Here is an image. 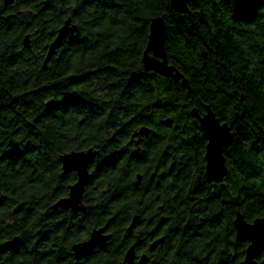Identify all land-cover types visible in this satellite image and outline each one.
Here are the masks:
<instances>
[{"label":"trees","instance_id":"1","mask_svg":"<svg viewBox=\"0 0 264 264\" xmlns=\"http://www.w3.org/2000/svg\"><path fill=\"white\" fill-rule=\"evenodd\" d=\"M187 5L0 0V264H115L138 238L157 239L146 264H264V252L246 259L233 225L237 211L264 216V0ZM155 17L179 79L142 64ZM66 19L77 29L43 67ZM206 107L233 134L221 182L204 173L190 113ZM89 148L84 209L51 208L76 181L59 156ZM99 227L108 246L75 260L72 244Z\"/></svg>","mask_w":264,"mask_h":264},{"label":"water","instance_id":"2","mask_svg":"<svg viewBox=\"0 0 264 264\" xmlns=\"http://www.w3.org/2000/svg\"><path fill=\"white\" fill-rule=\"evenodd\" d=\"M13 0H4V3H10ZM195 0H170L171 7L176 11L187 13L188 3ZM77 29L76 24H72L69 19L64 20L58 28L56 35L48 45L46 55L42 66L45 67L50 59L56 54L64 37ZM166 33L164 23L160 17L152 18L149 24V34L146 46L143 50L141 61L145 69L153 70L162 76H171L174 79L181 78V74L167 63L164 42ZM23 45L30 47L29 35L24 36ZM190 113L196 117L203 137L206 139L204 161L205 175L213 181L221 182L228 170L225 164L223 150L233 142V134L226 123H221L215 117L214 112L206 107L205 113L200 115L196 108ZM149 128L141 126L133 133V136H145ZM98 154L97 149L89 148L84 151H75L63 153L59 156L63 174L74 171L77 175L76 181L69 186L68 195L58 199L51 205V208H69L72 212L84 209L82 205V194L85 185L90 178L89 165ZM139 177V176H138ZM264 204V200H263ZM136 217L134 218V221ZM237 241H248L245 248L246 259H250L264 252V216L254 219L252 222L246 221L242 214L237 211L233 221ZM130 231V229H129ZM110 239V234L105 232L104 227L94 228L90 231L88 237L80 242L72 244L71 249L74 258L79 260L85 257L96 245L106 244ZM16 240V238H14ZM134 246L131 245L125 252L123 261L118 264H132L134 258ZM143 259H140V263Z\"/></svg>","mask_w":264,"mask_h":264},{"label":"flooded vegetation","instance_id":"3","mask_svg":"<svg viewBox=\"0 0 264 264\" xmlns=\"http://www.w3.org/2000/svg\"><path fill=\"white\" fill-rule=\"evenodd\" d=\"M140 137V136H139ZM141 138V137H140ZM140 138H138V137H133L132 138V142H134L135 144H138L139 143V141H140ZM136 141H137V143H136ZM207 142V141H206ZM206 145V144H205ZM205 148V147H204ZM90 166V165H89ZM205 170V169H204ZM74 172V171H73ZM75 173V172H74ZM204 173H205V171H204ZM76 174V173H75ZM76 177H77V175H76ZM82 205H83V203H82ZM63 209H69V208H63ZM70 210V209H69ZM130 231H131V229H130ZM130 231H129V229H128V232L130 233ZM105 232H106V230H105ZM128 232H127V234H128ZM106 233H108V232H106ZM88 237V236H87ZM86 237V238H87ZM85 238V239H86ZM235 238H236V235H235ZM84 240V239H83ZM82 241V240H81ZM78 242H80V241H78ZM239 242H242V243H244L245 244V248L247 247V245H248V241H239ZM156 243H157V239L155 240V239H153V240H151V241H149V240H145V239H142V238H138L137 240H135V241H132L127 247H126V249L124 250V252H123V254H122V256H121V258L115 263V264H118V263H120V262H122L123 261V258H124V255H125V252L129 249V247L131 246V245H135L134 246V258H133V261H132V264H146V262H147V259L149 258V257H159L161 254L160 253H156L155 251V245H156ZM108 244H109V240H108V242L106 243V244H98V245H96L85 257H83V258H81V259H79V260H83V259H85V258H88L91 254H94V253H96V251H100V250H102V249H104V248H106L107 246H108ZM245 248H244V252H245ZM73 253V252H72ZM74 256V255H73ZM140 259H143L142 260V262L140 263L139 261H140ZM75 260H77V259H75Z\"/></svg>","mask_w":264,"mask_h":264}]
</instances>
